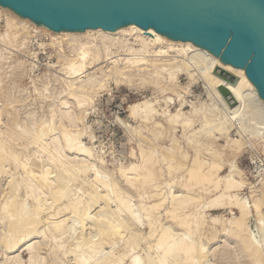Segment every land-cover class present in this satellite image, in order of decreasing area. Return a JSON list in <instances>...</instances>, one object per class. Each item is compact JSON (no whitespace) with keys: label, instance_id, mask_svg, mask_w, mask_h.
<instances>
[{"label":"bare ground","instance_id":"6f19581e","mask_svg":"<svg viewBox=\"0 0 264 264\" xmlns=\"http://www.w3.org/2000/svg\"><path fill=\"white\" fill-rule=\"evenodd\" d=\"M0 12L1 14H3V12L10 14V16L5 17L7 19L6 23L8 22L6 25L7 29L0 34V46L11 44L13 42L12 40H16L19 31L21 28L26 29L28 22L34 25L35 28L45 30L47 34H50L52 37L51 42L54 45H60L62 42L74 45L72 46L70 56H66L65 54L61 56L65 60L63 63V74L65 73L66 76L64 77L69 79V83H67V85L69 84L71 95L77 99L78 106H84L85 104L89 105V100L91 98L90 95L93 92L96 93L95 91L104 88L108 77L115 76L131 80L130 75L133 74V72L137 73L148 71L149 74L151 73V75L154 76V78L157 77V79H163V90H172L177 96V100L180 101V105L177 107L175 112H172L170 109V103L174 97L173 95L172 97L165 96L163 99L165 100L163 102L165 103V106H162L163 111L158 112L156 107V101L158 102V98H155L154 100L145 99L143 101L131 103L128 106L130 115H132L133 118H141L147 121L152 119L157 113H161V115H163V119L170 127H172L173 130L180 127L183 132L192 131L191 136H186L188 137L186 139L191 142L190 144L197 145L200 141L211 144V147L207 149V153L198 154L196 152L193 156L190 155L188 151H182L181 149H175L174 155L172 152V156L170 157L163 156L160 153L163 156V164L166 168L170 169V171H185V175H182L181 178H174L173 176L166 182L168 186L170 185V190L168 192L163 191V189L159 190V186L153 184L156 179V173L154 172L156 162L152 159L151 153L142 149V160L132 162L129 165H120L118 170L131 187L141 189L150 186L152 188H156V190L153 189L147 196L148 201L146 203L141 205L139 204L141 208L140 214L138 207H135L126 193L117 186L118 183L116 185L115 180L111 179L112 177L110 178V175L102 173L96 166L95 162L97 158L94 151L83 144L81 140L84 129H73L72 131L71 129H66L64 127L62 132V140L64 139V142H61L56 138L49 143L46 141L45 137L48 135V131H51L53 128L52 125L55 124L49 121L51 126L46 125L45 128L38 130L39 132L37 134L35 133L36 136L32 134L34 138L31 139H34L35 143L37 141L36 138L38 139V148L37 151L34 152V155L39 156L37 152H44L48 156L46 162L51 163L53 169L50 170L51 168L46 166V168L44 166H42V168H37L40 167L39 163H41V161L39 163L38 161H35V158H32L33 153H31L32 155H28L26 159L21 162V166L23 168L22 170L26 175L25 181L23 180L24 178L22 179L23 182H25L24 184H26V186H24L29 189L30 195L31 193L33 194L36 202L35 206L33 205L34 209L32 208V210H26L25 203L27 202L24 203V200L21 198L23 200L22 201L19 198L20 196H18L19 194L17 192L19 188H21V190L24 188L21 186V182L15 179L11 181L9 180V190L11 191V195L8 199L6 197L7 201L4 200L6 201L4 205V213H9L12 219L10 221V228L8 227V233L3 236V240L1 241L5 250L14 249L22 242L26 241L30 243L32 239L34 240L35 235L37 234L35 232L37 231L36 227L41 224V221L45 220H42L41 216L43 211L45 212L47 209L52 211L54 210L53 208H55V214L61 215L62 213L64 214V212H68L71 214V217L74 216V219L75 217H79L81 215V218H83L85 223L89 220V218H91V221L93 222L94 220L92 219L99 221H96L94 226L90 225L91 227H94V231L92 228L94 233H91L90 237L86 236L85 234L87 233L84 234L83 232L79 234L77 233L75 236L72 235L75 242L70 244L65 252L66 254L71 253L74 255L73 264H145L146 261L141 259L142 257L140 258L139 255H134V257L131 256L132 252L135 250L133 244H136L135 247L138 248V243H136L138 242V235H136L137 237L134 239L132 238V234L130 239L127 237L129 239L128 241H124L125 243L122 245H117L118 239L123 236L125 230L127 229H125L124 225L125 220L123 218L121 220H114L111 215H108V213L105 214V207H109L111 202H116V210L120 213L127 212V214L130 215L129 219L131 217V220L133 219L134 221L140 222L142 216L147 218L149 225L151 226L149 233L151 237L159 230L158 234H156V249L154 252H151L146 256L148 261L146 264H203L200 262L202 261L200 260V258H202L201 255L204 253L201 250L200 245L202 237L198 240L195 238V234L198 233L204 226L214 227L219 225L224 226V231L235 236L237 242L240 243L241 251L248 253L251 264H260L263 259L261 252H264V212L262 210L264 208V193H261V196H252L251 201H248L246 197L241 195L244 187L248 185L247 178L241 177L236 164H231L229 172L221 175L220 172L222 171L223 163L221 162V158L219 160L216 157L220 153L217 146H212L213 143L225 140L227 146L241 150L244 148L242 142L243 139L247 142H251L254 139L264 142V100L257 87L248 78L245 69L233 66L230 63L222 62L213 52L196 45L191 40H174L169 36L158 32L153 27L145 30L142 27L131 23L129 25L121 26L113 31L103 28H88L84 31L62 30L58 32L51 30L44 25H39L28 18H24L10 8H6L1 5ZM17 19L21 22V25H18L16 21ZM24 43L25 41L23 40L20 43V46H23ZM14 49L15 48H13V50ZM1 50H3V48ZM3 55V52H0V62L4 59ZM89 68L100 70L103 75L100 77L98 75L89 76ZM84 73H87V75L85 74L87 79H82ZM183 74H186L189 79L185 86L180 84V75ZM230 75H233L236 78L233 79ZM200 81L204 84V86H206V89L208 88L206 91L207 98L199 101H188L186 99V94L191 91L194 84H197ZM221 86L227 87L230 90L232 97L224 96L220 91ZM232 98L236 101H233ZM92 102L93 100L91 103ZM159 102L161 101L159 100ZM186 102H189V109L184 108V104ZM63 103V105L66 103L68 104V102L65 101ZM64 112V116H68L69 112ZM250 114L253 116V123L250 121L251 123L249 122V124H246V122L250 120L247 118ZM260 120L262 122H260ZM78 121L80 120H77V122ZM197 122H201L203 128H196V130L194 126ZM125 124V127L131 126L129 123ZM155 124L158 125L160 123L157 122ZM259 124L262 127L258 128L257 126ZM233 126L238 128L241 139L231 137V130ZM11 135L12 138L14 137V139H16L15 133L12 132ZM18 135H20V133ZM11 140L13 141V139ZM12 141L11 145H7L5 140L0 138V163L9 159L8 161L10 162L14 161L12 164H19V156L22 158V155H20L22 152L19 151L20 149H18L17 146V142L19 140L17 142H15L16 140L13 141L14 143ZM173 147L176 148L177 146ZM8 149H10V152ZM68 151H73L75 156L69 157L68 154H66ZM3 152H5L4 154L7 155L8 159L5 158L6 155H3ZM6 152L8 154L10 153L9 156ZM165 153H167V151ZM80 155H83V158H79ZM179 156H181L182 161L178 159ZM46 164L47 163H45V165ZM4 169L5 168H3V171ZM5 170H8V167ZM56 170L59 171L58 174L62 173L58 177L60 178V181L63 180L61 178H64V180H70L72 182L74 181L73 179L76 181L77 179L81 180V175L86 177L92 172L95 175V179L93 178L95 182H92L91 190L87 197H74V194L71 193L69 186L71 185L70 181L69 183L66 181L68 185L66 182L64 185L63 181L60 182L63 185L60 183L59 185L57 182L56 184L58 185L55 186L56 181L53 182L54 180H52L53 178L51 179V175L52 172ZM1 171L0 167V172ZM4 172L6 173V171ZM56 180L58 181V179ZM172 186L185 189L186 191H190L193 187L197 186L205 193H213L214 197L201 208H199L198 205L195 207L193 206V211L186 213L183 211L189 204H191L195 197L190 195V193L183 194L181 193V190L171 188ZM33 189H37V192L39 193H34L36 191H33ZM48 194H50V196H47ZM26 195L28 196V194ZM26 195L25 197H27ZM62 200H67V203L64 202L62 205H58L57 208L54 207L55 204H59ZM102 200H104V205L106 206L98 204V202ZM196 200H198L197 197ZM166 202H169L170 206H168L165 214H168L169 217L177 220L178 225L184 228L183 234H179L180 232L173 233L172 228L170 230V227L166 226V228L163 226L164 228L161 230L159 229L162 225L159 223V217H157L156 212L159 211ZM96 203L98 206L100 205L99 210L101 209V211H103L102 213L98 211L99 213L96 215L99 216L101 213L100 219L99 217L97 218L96 216H93L95 213L90 215V208ZM29 207H31V205ZM205 207L212 211L228 209L233 216L226 219L218 216L206 219V215H204L202 211ZM235 209L238 214L235 213ZM55 214H51V212H49L47 213V218H45L48 219L51 215L54 217ZM92 216L94 218H92ZM254 217L257 221V229L261 234V237L259 236L260 239L256 240L253 236V231L250 228V221ZM66 219L65 221H63L64 219L62 221L50 220V223H48V229L52 235L53 241H60V238H57L58 234L56 233L63 231L65 227L63 222H66ZM82 224L83 222L80 225ZM90 226L88 225V227ZM76 230L74 231L76 232ZM61 236L63 237V235ZM134 240H136V242ZM26 242L24 244H26ZM42 242L45 243L46 241ZM38 243L39 241L37 243L34 241L32 244H28L26 248L29 250L28 252L31 255L30 264H41L45 260V256L43 257L42 254V256H40V253L37 255L38 257L34 255L35 253L37 254V252L41 251L39 249L42 246L38 247ZM110 243L115 245L114 248L110 249L109 252H104L103 248L105 244ZM40 245H42V243ZM63 247L64 246H62V248ZM52 248H54V246H52ZM59 249L58 251H60ZM204 249H206L205 246ZM52 250L55 252L56 249ZM201 251L203 253H201ZM103 252L104 254L100 256L99 254ZM64 253H61V255ZM49 254H51V251L47 256L53 258L54 255L52 256L51 254L50 256ZM204 256L205 253L203 257ZM18 258H16V262L14 261L12 264H22L23 262L20 260L22 258ZM55 259L56 258H54V260Z\"/></svg>","mask_w":264,"mask_h":264},{"label":"rangeland","instance_id":"374dc122","mask_svg":"<svg viewBox=\"0 0 264 264\" xmlns=\"http://www.w3.org/2000/svg\"><path fill=\"white\" fill-rule=\"evenodd\" d=\"M1 15H2V21L0 22V34L4 32L5 29H7L6 25L8 22L6 23L7 19L5 17L10 16V14L3 12V14ZM16 21L18 25H21V22L18 19ZM27 25L28 26L26 27V29L21 28L20 30L21 32L19 31L16 40H12L13 44L11 43V44H5V45L0 46V52H3L4 54L3 57L5 59V60L3 59L4 61L1 60L0 62V138L4 139L7 145L12 144L11 139H13V141L16 140L15 142H17L18 140L19 141L21 140L20 142L19 141L17 142V146H18V149H20L19 151L22 152L20 154L22 155L21 156L22 158H20L19 156V164L17 163L12 164L14 163V161L12 162L8 161L9 159L7 155L4 154L5 152H3V155H6L5 158L8 160H4L5 162L2 161L3 164L2 162L0 163V167L2 170L1 171L2 173L0 172V209H2L0 210V264H8V263L12 264L14 263V261L16 262V258L18 257H19L18 259L22 258L20 259L22 260L21 262H23L22 264H30L31 255L28 252L29 250L26 248L28 244L30 243L32 244L34 243V241H36V243L38 241L40 244L42 243V245H40L39 243L37 245L38 247L42 246L39 249L41 251L37 252V254L36 253L34 254L36 255V257H38L37 255H39V253H40V256L42 255L43 257L45 256L44 257L45 262L43 261L41 264H47V263L73 264L74 255L71 253L66 254L65 252L68 249L67 247H69L70 244L75 242V239L74 237H72V235L75 236L77 235V233L79 234L83 232L84 234L87 233L85 235L90 237L91 233H94L93 232L94 227H91V226H94V224L98 220L92 219L94 220L93 222L91 221V218H89V220L86 221L85 223L83 221V218H81V215L79 216L80 219L77 215H76L77 217H75L74 219V216L72 215L73 217H71V214L68 212L66 213L64 212V214L62 213L60 215V214L54 213L55 208H53L54 210L52 211L47 209L45 212L43 211L41 215L42 220L44 219L45 220L41 221V224L38 225L39 227L38 226L36 227V230L38 232L35 231L37 234L35 235L34 240L32 239L30 243L25 241L26 244H24L25 242H22L18 246H16L14 249L12 248L10 250H5L3 248L4 245H2L3 243L1 242L3 240L2 239L3 236L6 233H8V230H9L8 227L10 228V223H11L10 221L12 219L9 213L7 212L6 214L4 213L5 202L7 201L8 197L11 195V191L9 190L10 188L9 182L14 179L21 182L20 184H22L21 186H23L24 188H22V190L21 188H19L17 193L19 194L18 196H20L19 198L20 199L22 198L24 200L23 201L21 199L24 203L29 202L28 204L25 203L26 210H32V208L34 209V206L36 204L33 194L31 193L30 195L29 189L25 187L26 184H24L25 182H23V180L25 181L26 175L24 171L22 170L23 168L21 166V162H23L28 155L33 153V155L31 154L32 158H35V161H38V163L41 161V163H39L40 167H37V168H42V166L44 167L46 166L48 168L50 167L51 168L50 170L53 169L52 164L49 162H46L48 159V156L44 152L39 151V153L37 152L39 156L34 155V152L37 151V148H38V144H37L38 139L36 138L37 141L35 143V140L33 139L34 140L33 141L31 138H34L33 135H35V133L37 134L39 132L38 130L45 128L46 125L51 126L50 122L55 123L52 125L53 130L52 129L51 131L49 130L50 132L48 131V135H46L45 137L46 141L50 143L52 142L53 139H56V138L59 139L61 142H64V139L62 140L63 138L62 132H63L64 127L66 129H71L72 131L73 129L74 130L84 129L83 130L84 133L82 135L81 140L83 144H85L88 148L94 151L95 156L97 158L95 162L96 166L102 173L110 175V178L112 177L111 179L115 180L116 185L118 183L117 186L123 192L126 193L131 203L135 205V207H138L139 212L141 210L140 205L148 201L147 196L152 192L153 189L156 190V188L147 186L141 189L134 187L135 188L134 189L126 182V180L124 179V177L121 175L120 171L118 170L120 165L122 164L129 165L132 162H138L142 160L141 158L142 149L144 151L151 153L152 159H154L156 162L154 166V172L156 173V179H155L156 183L153 182V184H156L157 186H159L158 187L159 190L163 189V191L168 192L170 190V185L168 186L166 182L169 181L173 176L174 178H181L182 175H185L184 173L185 171H182V172L181 170L170 171V169L166 168L165 165L163 164V156L170 157L172 156L171 154L172 152L174 155L175 149H181L182 151H188L190 155L192 156L196 152L198 154L205 153V152L207 153L208 152L207 149L211 147V144H208L202 141H200L197 145L190 144L191 142H189L188 139L186 138L192 135L191 134L192 131L183 132L182 128L180 127L177 128L176 130H173L172 127H170L168 123L163 119V115H161V113H157L156 114L157 116L155 115L152 119L147 120V121L141 118H133V116L130 115L129 113L130 111H128L129 110L128 106L131 103L143 101L145 99L154 100L155 98H158L157 99L158 102L156 101L157 104L158 103L160 104V105L156 104L158 112L163 111L162 106H165V103H163L165 101L163 100L165 96L172 97L173 95L174 97L172 98L173 100L170 103V109L172 112H175L177 107L180 105V101L177 100V96L172 90H168V89L165 91L163 90V85H164L163 79H159V78L157 79V77L154 78V76H152L151 73L149 74L148 71H147L148 73L146 71L137 72V73L133 72V74L130 75L131 80H128V78L126 79V78L115 77V76L108 77L105 83L106 86H104V88L102 89L95 91L96 93L93 92L90 95L91 97L89 100L90 106L88 104H85L84 106H78L77 99L74 98L73 95H71L69 84L67 85V83H69L68 81L69 79L67 77H64L66 76L65 73L63 74L64 72L63 63L65 60L61 56L63 54H65L66 56H70L72 46L74 45L68 44L67 42H62L60 43V45L59 44L54 45L51 42L52 41L51 35L47 34L45 30L37 29L35 28L34 25L30 24L29 22L27 23ZM23 40L25 41V43L23 46H20V43ZM4 46H7V47H4ZM12 47L15 49L13 50ZM2 48L5 51L1 50ZM9 48L12 50H10ZM94 70L95 69L89 68V71H88V73H90L89 76L98 75L100 77L103 75L102 71L100 70L94 71ZM85 74L87 75V73H84V76H82V79L84 78L87 79V76ZM66 79L68 82L66 81ZM188 80L189 79L187 78L186 74L180 75V84L182 86H185ZM207 89H206V86H204V84L200 81L197 84H194L192 86L191 91L189 92L190 94L189 93L186 94V99L188 101L190 100L199 101V100L206 99ZM92 100L93 102L91 103ZM159 100L161 102H159ZM64 101L68 102V104L66 103L65 105H63ZM184 108L189 109V102H186L184 104ZM64 111L69 112L68 116L66 117L64 116V113H65ZM61 114L63 115V117ZM247 118L248 120L249 119L250 120L249 121L247 120L248 122H246V124H249V122L253 120V116L250 114L249 116H247ZM76 119L80 121L77 122ZM157 122H159L160 124L158 125L155 124ZM260 122L262 121L260 120ZM125 123H129L131 126L125 127L126 125ZM259 125L257 126L258 128L262 127L261 125L260 126ZM194 128L201 129L203 128V125L201 122H197ZM231 131H232L231 137L241 139L240 138L241 136L238 132V128L233 126ZM12 132L15 133L16 139H14V137L12 138V135H11ZM19 133L21 136L18 135ZM242 142H243L244 148H242L241 150H237V149L232 148L231 146H227V143L225 140H220L216 143H213L212 146H217L219 153H220L216 157L219 160L221 158V162L223 163V168H222V171L220 172L221 175L229 172L231 168V164H236L239 169V173L241 174V177L247 178L248 185L244 187L241 195L246 197L248 201H251L252 196L254 197L255 195L261 196V193H264V142H261L258 139H254L251 142H247L246 140L243 139ZM29 144H32V145H29ZM173 146H177V147L175 148ZM8 150L10 152V149ZM164 150L165 152L167 151V153L171 155L165 153ZM66 154H68L69 157L75 156V153H73V151H68L66 152ZM79 158H83V155H80ZM178 159L181 160V156H179ZM45 163L47 164L45 165ZM7 167H8V170H5L7 169ZM3 168H5L4 171H6V173L3 171ZM58 173L59 171L57 170L53 171L51 175L52 176L51 179L53 178L52 179L54 180L53 182L56 181L55 184L57 182L59 184L60 182H63V181H64L63 182L64 184L67 180H64V178H61L63 180L60 181V178L58 177L62 173L60 174ZM81 176H82L81 180L77 179L76 181L75 179H73L74 180L73 182L70 180H68L67 182L69 183L70 181L71 185L69 186L71 189V193L74 194V197L84 198V197H87L88 193L90 192L92 182H95L94 180L95 175L91 172L86 177H84L83 175ZM56 179H58V181ZM67 182L66 184L68 185ZM58 184H56L55 186H57ZM171 188L176 189V190L179 189L181 190V193L183 194L190 193V195L195 197V199L191 202V204H189L188 207L183 211L186 213H190L191 211H193V206L195 207L198 205L199 208H201L204 204L208 203L211 200V198L214 197L213 193L211 192L205 193L197 186L193 187L190 191L187 190L188 192L185 189H182V188L180 189L179 187L172 186ZM8 190L10 193L8 192ZM26 191H29V192H26ZM33 191H36L34 193H39L37 192V189L36 190L33 189ZM26 194H28V196ZM25 195L27 197H25ZM47 196H50V194H48ZM196 197L198 200H196ZM64 202L67 203V200H62L61 202H59V204L58 203L55 204L54 207L57 208L58 205L60 206ZM104 203H105L104 200L98 202V204H100L101 206H106L104 205ZM98 204L96 203L91 206L90 208L91 214L89 213L90 215H93L95 213L93 216H96L99 212L101 213L103 212L101 211V209L99 210L100 205L98 206ZM30 205L31 207H29ZM168 206H170V203L166 202L164 206H162L161 209L156 212L157 217H159V223L160 225H162L161 228L159 227V229L161 230L162 228L166 226V227H170L169 228L170 230L172 228L173 233L180 232L179 234L181 233L183 234L184 228L178 225L177 220L169 217L168 214H165L167 212ZM106 207H105V210H106L105 214L108 213V215H111L114 220H121L122 218L125 220L124 225H125V229L126 228L127 229L125 230V233L123 234V236L120 239H118L117 245H122L123 243H125L124 241H128L130 239V236L132 237V234H133L132 238L134 239H136L137 237L136 235H138L137 237L138 242L134 240L136 243H138L137 244L138 248L135 247L136 244H133L135 250L132 252L131 256L134 257V255H137V256L139 255L140 258L142 257L141 259H143L144 261H146V263H148L146 256L150 254L151 252H154V250L156 249V244H155L156 238H157L156 234H158L159 230L153 235L154 237L153 236L151 237L149 235L151 226L149 225V221L147 218H144L142 216L140 222L134 221L133 219L131 220V217L129 219L130 215L127 214V212L120 213L118 210H116L117 209L116 202H111L109 207L107 208ZM262 210L264 212V208ZM109 211H110V214H109ZM202 211L204 215H206L205 216L206 219L213 217V216H218L224 219L230 218L233 216L229 212L228 209L212 211L209 208L205 207L203 208ZM49 212H51V214H55L56 217L55 216L53 217V215H51L52 218L50 216V218L46 219L47 213ZM235 213L238 214L236 209H235ZM100 214L99 216H96L97 218L99 217V219L101 218ZM93 216L92 218H94ZM65 219H66V222H63L65 226L63 231L56 233L58 234L57 238L58 239L60 238L59 239L60 241L55 242V240L53 241L52 235L49 232L48 223H50V220L51 221H62V220L65 221ZM82 222L83 224L80 225ZM126 222L128 225L126 224ZM84 224L85 225L87 224V225L85 226ZM88 225L89 226L91 225L90 226L91 228L88 227ZM81 226H82V229H81ZM92 228H93V231H92ZM223 228L224 226L222 225L214 226V227L204 226L198 233L195 234V238H197L198 240L202 237V239L200 240L201 250L205 253V256H206V257L205 256L203 257L204 253L201 251V253H203V255L201 256L203 259L204 258L205 259L203 260L202 258H200V260H202L200 262L203 264L204 263L205 264H251L250 262L251 260L248 256V253L245 251L243 252L241 251L240 243L237 242V239L235 238V236L224 231ZM250 228L253 231V236L255 240L260 239L259 236L261 237V234H260V231L257 229V221L255 217L252 218L250 221ZM74 230H76V232ZM61 235H63V237ZM42 241H46V242L44 243ZM59 242L60 243L62 242L63 245L62 243L60 244ZM57 243L60 245V247ZM57 245L60 249L57 247ZM52 246H54V248H52ZM62 246H64L63 247L64 249L62 248ZM114 246L115 245H112L111 243L105 244L103 250L104 252H109L110 249L114 248ZM204 246L206 249H204ZM57 248L60 251H58ZM52 249H56L55 252ZM49 250L51 251L52 256L54 255L53 258L47 256L48 253H50ZM104 252L99 255L101 256L102 254H104ZM61 253H64V254L61 255ZM51 254L49 255L51 256ZM261 255L263 256V259L261 260L260 264H264V252L263 253L261 252ZM54 258L56 259L54 260ZM252 263H253V260H252ZM178 264H191V263H178Z\"/></svg>","mask_w":264,"mask_h":264},{"label":"water","instance_id":"95a60500","mask_svg":"<svg viewBox=\"0 0 264 264\" xmlns=\"http://www.w3.org/2000/svg\"><path fill=\"white\" fill-rule=\"evenodd\" d=\"M0 5L58 32L113 31L134 23L191 40L245 69L264 100V0H0ZM220 91L232 97L227 87Z\"/></svg>","mask_w":264,"mask_h":264},{"label":"built area","instance_id":"2783aa9c","mask_svg":"<svg viewBox=\"0 0 264 264\" xmlns=\"http://www.w3.org/2000/svg\"><path fill=\"white\" fill-rule=\"evenodd\" d=\"M2 21V15H1V12H0V22Z\"/></svg>","mask_w":264,"mask_h":264}]
</instances>
